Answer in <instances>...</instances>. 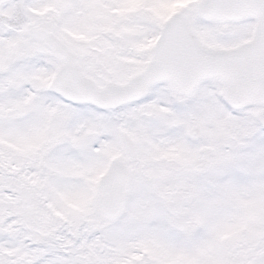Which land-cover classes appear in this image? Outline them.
<instances>
[{"label":"snow or ice","instance_id":"1","mask_svg":"<svg viewBox=\"0 0 264 264\" xmlns=\"http://www.w3.org/2000/svg\"><path fill=\"white\" fill-rule=\"evenodd\" d=\"M0 264H264V0H0Z\"/></svg>","mask_w":264,"mask_h":264}]
</instances>
